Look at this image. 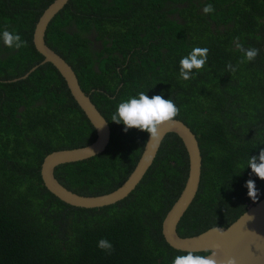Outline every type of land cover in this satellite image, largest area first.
I'll use <instances>...</instances> for the list:
<instances>
[{"label": "trees", "instance_id": "obj_1", "mask_svg": "<svg viewBox=\"0 0 264 264\" xmlns=\"http://www.w3.org/2000/svg\"><path fill=\"white\" fill-rule=\"evenodd\" d=\"M54 0H0V33L17 32L25 46L0 39V264H171L176 255L163 220L188 176L182 139L169 133L136 189L123 200L78 207L45 186L41 165L54 150L87 145L95 127L65 79L33 41L36 24ZM206 4L214 11L203 12ZM46 42L74 68L111 127L106 150L61 164L59 180L81 194L120 186L136 166L149 133L124 131L111 120L118 104L141 91L180 107L176 117L195 132L203 155L200 190L178 231L193 236L236 220L264 198L247 195L251 155L264 148V0H70L51 21ZM244 48H258L239 63ZM209 48L202 70L180 77V60ZM238 68L230 73L227 65ZM38 67L25 79L11 81ZM101 238L114 246L98 247ZM207 252H198L205 255Z\"/></svg>", "mask_w": 264, "mask_h": 264}, {"label": "water", "instance_id": "obj_2", "mask_svg": "<svg viewBox=\"0 0 264 264\" xmlns=\"http://www.w3.org/2000/svg\"><path fill=\"white\" fill-rule=\"evenodd\" d=\"M70 0H54L44 10L34 30L33 41L36 49L44 56L42 63H52L65 79L73 97L95 127L96 139L84 146L58 149L45 156L41 165V175L48 190L64 202L85 208L103 207L117 203L128 197L140 184L153 165L161 145L169 133H176L183 141L189 156V171L186 183L167 212L162 231L166 241L174 248L199 249L207 252L214 248L217 258L226 261L231 257L237 264H264V198L252 203L236 220L226 226H214L193 236H182L178 227L185 213L194 202L201 186L203 155L197 135L183 120L175 118L172 124L162 126L161 138L157 144L146 141L142 154L125 181L116 189L98 195L81 194L68 188L56 175L61 164L85 160L104 152L111 140V127L90 95L86 93L72 65L46 42V32L51 21ZM38 65L25 74L14 78H27Z\"/></svg>", "mask_w": 264, "mask_h": 264}, {"label": "clouds", "instance_id": "obj_3", "mask_svg": "<svg viewBox=\"0 0 264 264\" xmlns=\"http://www.w3.org/2000/svg\"><path fill=\"white\" fill-rule=\"evenodd\" d=\"M214 11L212 4H206L203 8L205 14ZM4 45L8 48L20 49L25 46L26 41H23L21 35L8 29L0 33ZM239 51L243 54L239 63L251 62L259 54L258 48H244L242 44H238ZM209 48L194 47L180 60V77L184 80H189L193 76V70H202L208 61ZM238 68L231 63L227 65L230 73H234ZM180 114V107L170 97L165 99L163 95L157 94L149 96L146 92L141 91L136 95H132L125 100H122L112 114L111 120L117 124L123 123L124 131L136 128L149 133V142L157 144L161 138V128L165 124H172L175 118ZM238 167L243 170L251 168L249 179L245 182L247 195L253 200L259 199L260 190L257 188L256 181L251 177L254 175L261 180H264V148H261L258 155H251L246 164H240ZM98 247L111 253L114 250L113 244L106 238H101L98 241ZM179 251L186 254L176 255L171 264H237V259L231 257L226 261H220L217 258V252L214 248L209 249V255L197 254L199 249H181Z\"/></svg>", "mask_w": 264, "mask_h": 264}]
</instances>
